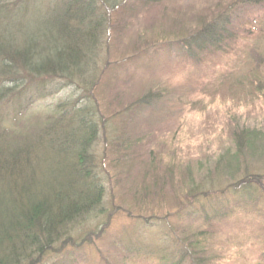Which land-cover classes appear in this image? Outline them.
I'll use <instances>...</instances> for the list:
<instances>
[{"label":"rangeland","instance_id":"obj_1","mask_svg":"<svg viewBox=\"0 0 264 264\" xmlns=\"http://www.w3.org/2000/svg\"><path fill=\"white\" fill-rule=\"evenodd\" d=\"M236 1L119 0L108 12L96 86L78 80L85 95L74 84L37 79L40 93L21 96L25 114L4 115L1 131L35 133L57 105L91 95L102 119L93 152L103 213L72 225L67 244L41 264H168L158 257L172 254L171 243L190 242L202 264L262 262L263 203L220 193L245 176L264 177V153L241 158L232 142L242 128L264 133V60L256 59H264V13L237 7L236 28L254 16L261 30L228 54L193 61L176 43ZM30 12L17 28L35 33L45 10Z\"/></svg>","mask_w":264,"mask_h":264},{"label":"trees","instance_id":"obj_2","mask_svg":"<svg viewBox=\"0 0 264 264\" xmlns=\"http://www.w3.org/2000/svg\"><path fill=\"white\" fill-rule=\"evenodd\" d=\"M118 1L0 0V108L7 111H0V125L4 115L17 121L25 114L29 103L24 106L21 96L25 91L40 93L37 79L74 84L85 95L88 88L78 80L96 86L94 74L108 12L120 5ZM239 6L258 9L257 15L264 13V0H237L194 34L178 40V54L193 61L206 53L225 55L233 51L236 41L260 31L259 17L254 16L235 27ZM38 7L45 10L42 28L35 33L18 29L21 18L27 22L30 9ZM256 59L257 64L264 60ZM151 98L145 95L142 104L149 105ZM100 118L91 95H82L57 105L55 115L42 121L35 133L0 130V264H41L56 253L58 244L59 251L67 244L72 225L103 213L105 185L93 152ZM232 142L241 158L256 149L264 153V133L258 130L242 128ZM263 180L260 175L245 176L220 194L264 205ZM199 198L194 195L191 201ZM189 244L171 243L172 254L158 258L168 264H202L194 253L196 245ZM262 257L260 264L264 253Z\"/></svg>","mask_w":264,"mask_h":264}]
</instances>
